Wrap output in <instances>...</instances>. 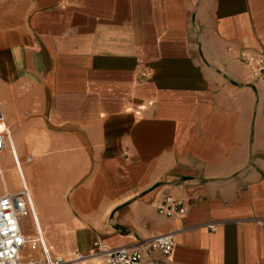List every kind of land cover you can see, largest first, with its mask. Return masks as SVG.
Listing matches in <instances>:
<instances>
[{
	"label": "crops",
	"instance_id": "obj_1",
	"mask_svg": "<svg viewBox=\"0 0 264 264\" xmlns=\"http://www.w3.org/2000/svg\"><path fill=\"white\" fill-rule=\"evenodd\" d=\"M246 53L264 54V0H0V196L25 187L66 260L172 234L141 264H264V78ZM167 194L184 217L158 213Z\"/></svg>",
	"mask_w": 264,
	"mask_h": 264
},
{
	"label": "built area",
	"instance_id": "obj_2",
	"mask_svg": "<svg viewBox=\"0 0 264 264\" xmlns=\"http://www.w3.org/2000/svg\"><path fill=\"white\" fill-rule=\"evenodd\" d=\"M242 62L248 66L255 78H264V54L246 53ZM141 76H144L141 71ZM9 140V131L5 126L0 112V154L4 151ZM27 161H31L28 158ZM158 213L165 217H184L186 206L182 200L165 195L158 207ZM31 218L34 234L27 235L22 231L21 221ZM218 222L207 224L209 231L214 232L219 227ZM141 249L109 248L100 240L92 242L86 254H76L73 259L66 260L53 255L46 246L42 232L37 224L28 190L23 187L15 194L0 196V264H23L22 256L25 251L38 250V257H28L25 264H90L99 260L102 264H141L143 252H159L169 256L173 250L172 234L162 235L149 240Z\"/></svg>",
	"mask_w": 264,
	"mask_h": 264
},
{
	"label": "rangeland",
	"instance_id": "obj_3",
	"mask_svg": "<svg viewBox=\"0 0 264 264\" xmlns=\"http://www.w3.org/2000/svg\"><path fill=\"white\" fill-rule=\"evenodd\" d=\"M2 165L4 166V167H6V166H9L10 165V163H5V162H3L2 163ZM0 189H1V184H0ZM35 217H36V221H37V223H38V225H39V227H40V223H39V220H38V216L35 214ZM27 226L29 227V228H31V224L30 223H27ZM40 229H41V227H40ZM42 230V229H41ZM43 232V231H42ZM27 254H28V252L27 251H25L24 253H23V256H22V262H23V264H25V262L27 261Z\"/></svg>",
	"mask_w": 264,
	"mask_h": 264
},
{
	"label": "bare ground",
	"instance_id": "obj_4",
	"mask_svg": "<svg viewBox=\"0 0 264 264\" xmlns=\"http://www.w3.org/2000/svg\"><path fill=\"white\" fill-rule=\"evenodd\" d=\"M0 178L2 179V175H1V166H0Z\"/></svg>",
	"mask_w": 264,
	"mask_h": 264
}]
</instances>
